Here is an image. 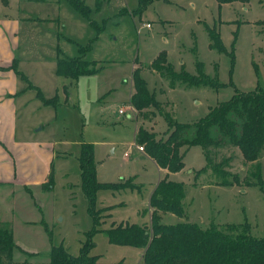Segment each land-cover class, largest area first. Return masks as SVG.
<instances>
[{
    "label": "rangeland",
    "instance_id": "rangeland-1",
    "mask_svg": "<svg viewBox=\"0 0 264 264\" xmlns=\"http://www.w3.org/2000/svg\"><path fill=\"white\" fill-rule=\"evenodd\" d=\"M79 1L87 14L71 0H0V68L16 60L19 72L45 99L58 101L44 105L37 90H25L27 82L13 70L0 69V80L10 84L14 79L19 93L24 90L13 101L0 103L14 110L15 121L14 136L4 132L11 128V114L0 117V140L10 151L4 149L9 161L0 154V175L7 177L13 159V168L33 180L43 179L49 164L54 171L46 189L42 184H0V221L13 228L19 246L14 264H50L53 247L78 257L88 243L95 221L82 187L84 146L93 148L100 183L134 187L98 193L101 232L92 236L91 254L105 263L143 264L141 250L113 245L104 233L115 221L151 225V192L161 174L134 147L138 129L164 141L172 124L195 125L235 94L264 88V0L227 5L218 0H152L147 7L139 0ZM211 29L220 34L225 51L211 47ZM62 57L95 61L102 69L74 80L59 77L56 62ZM168 63L176 74L192 77L176 79ZM137 69L158 102L140 116L131 100ZM184 150L185 167L177 174L168 171L164 179L185 188V216L166 213L162 222L194 223L202 229L244 225L251 236L264 239V191L255 185L257 169L240 150L213 148L210 165L201 147ZM224 161V175L215 172ZM123 178L127 180L119 182Z\"/></svg>",
    "mask_w": 264,
    "mask_h": 264
},
{
    "label": "trees",
    "instance_id": "trees-1",
    "mask_svg": "<svg viewBox=\"0 0 264 264\" xmlns=\"http://www.w3.org/2000/svg\"><path fill=\"white\" fill-rule=\"evenodd\" d=\"M139 1L141 7L144 5L147 7L154 0ZM218 1L221 5H227L236 2L246 4L252 0ZM71 2L81 13H88L87 7L81 1L71 0ZM209 32L213 41L211 47L221 52L225 51L217 30L211 29ZM234 58L235 56L233 60ZM98 64V62L82 58L62 57L58 58L56 62V74L70 80L93 76L102 69L96 68ZM169 66L173 76L180 81H184L182 77H192L190 75L180 76L173 71L171 64ZM0 69L2 71L13 70L27 82L28 89L37 90V96L44 105L56 106L58 103L56 97L50 100L44 98L42 92L33 86L24 74L19 72L16 60H13L10 67ZM134 87L135 94L131 100L139 115L145 110L158 107L156 97L149 91L147 82L142 78L138 69L134 72ZM172 126H174V130H170L168 133L170 135L164 141H158L154 134L143 128L139 129L137 135V144L144 148L147 155L155 160L160 168L166 169L171 174L180 173L185 167V152L182 153V149L201 147L210 165L209 153L211 149L234 146L240 150L244 160L257 169L253 175L256 181L255 185L264 191V162H261L264 156L263 87L258 86L253 91L235 94L231 100L212 109L205 119L195 125L172 124ZM224 163L226 162L224 161L218 167L215 166V172L224 175L221 170ZM80 168L82 187L89 202L95 228L88 233V243L83 245L78 257L71 256L63 247H53L49 255V263L131 264L125 260L118 263H105L100 256L92 255L91 251L94 246L93 234L101 232L98 229V210L95 207L98 193L101 191H133L134 187L124 186L122 188L119 184L100 183L97 179V167L92 146H84L80 158ZM53 180L54 171L52 170L47 182L42 184L43 189H46L47 186L51 187ZM185 197V188L181 183L163 179L150 200L153 209L150 227L147 223L139 225L113 222L110 229L104 233L113 245L141 250L143 264H264V239L251 236L248 227L244 225H231L221 229L213 224L208 229H202L194 223L177 225L163 223L162 215L166 213L178 217L185 216L183 206ZM16 249L13 228L0 221V264H14Z\"/></svg>",
    "mask_w": 264,
    "mask_h": 264
},
{
    "label": "crops",
    "instance_id": "crops-1",
    "mask_svg": "<svg viewBox=\"0 0 264 264\" xmlns=\"http://www.w3.org/2000/svg\"><path fill=\"white\" fill-rule=\"evenodd\" d=\"M9 63H11V62H8V63H5V64L7 65ZM5 67H7V66H5ZM133 86H134V83H133ZM27 89H28V84H27V88L25 90H27ZM22 93H24V90L21 93H19V90H18V87H17V82H14V79L10 81V84H8L5 81L0 80V103L1 102H6V101H13L14 99L17 98V96L19 94H22ZM134 94H135V87H134V91L131 94V99H132V97H133ZM130 102H131V100H130ZM13 112H14V110L13 111H10L8 108L6 109L5 107H1L0 106V117L3 116V117H7L8 118L9 115L11 114V118H13ZM138 116H140V115L138 114ZM129 118L132 119L133 116L129 115ZM3 125L4 124L1 123V121H0V130L3 129L2 128ZM9 126L11 128L10 129L9 128L8 129H5L4 132L6 133L7 130H9V132L11 131L12 134H14V136H15V133L13 131L15 129V121H14V118L9 123ZM138 132H139V129H138ZM138 132H137L136 136L138 135ZM150 133H153V134H155L157 136V134L154 133V132H150ZM6 143L7 142L5 140H3V141L0 140V146H3L2 148L0 147V150H1L0 151V154H1V158L3 157V160L6 159L7 161H9L10 160L9 157L4 158L5 157V154H6L5 151H4V149L7 152H10L9 149H8L9 147L6 145ZM136 146H139V145L138 144H135L134 147L136 148ZM20 148H22V146H20ZM136 150H138V149L136 148ZM22 152H24V153L27 152V148L24 149ZM138 152L144 154L148 159H150L155 164V166L157 167L159 173L161 174V179L159 181H157V183L155 184V186H154V188H153V190L151 192V195H153V193H154V191H155L156 186L158 185V183L160 181H162L165 177H167V175L169 173H168V171L166 169L160 168L157 165V163L155 162V160H153L151 157H149L146 154V151L145 150H144V152H141V151L138 150ZM125 155L128 157L130 154H129L128 151H126ZM51 158H54V153H52V155L50 156V159ZM52 160L53 159H51L50 161H48V163L51 162ZM10 162H12V163H11V167H10V173L6 174L7 177H4V176L0 175V184H2V185H9V186H13V185L14 186H16V185H23V186L25 185L26 186L27 185L28 187H31V185H33V184L41 185V184H44L45 182H47V180L49 178V175L51 173V167H50V164H49L47 173L44 176V178L43 179H40V180H38V179L37 180H33V179L29 178L28 175L20 173V171H18V168H13V166H12L13 164H14V167L16 166V161L14 159L12 161H10ZM123 180L126 181L127 179L126 178H123L119 182H121ZM128 180H133V177H131V179H128ZM119 182H117V183H119ZM113 184H115V183H113ZM120 205H124V203H121ZM149 209H150L149 211L151 212V205H149ZM115 223H117V222L115 221ZM121 223H124V222L122 221ZM118 224H120V223L118 222ZM17 247H19V246L17 245ZM29 253H31V252H29Z\"/></svg>",
    "mask_w": 264,
    "mask_h": 264
},
{
    "label": "built area",
    "instance_id": "built-area-1",
    "mask_svg": "<svg viewBox=\"0 0 264 264\" xmlns=\"http://www.w3.org/2000/svg\"><path fill=\"white\" fill-rule=\"evenodd\" d=\"M147 28H151V25L150 24H148L147 25ZM129 108L132 110V111H135V109H134V107L133 106H129ZM124 111L125 110H121V114H124ZM136 148L139 150V151H141V152H144V148L142 147V146H136Z\"/></svg>",
    "mask_w": 264,
    "mask_h": 264
}]
</instances>
